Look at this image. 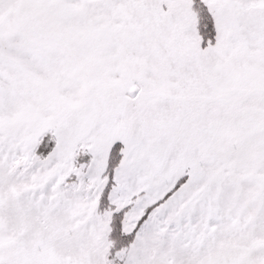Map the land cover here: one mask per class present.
Returning <instances> with one entry per match:
<instances>
[{"label": "snow or ice", "instance_id": "snow-or-ice-1", "mask_svg": "<svg viewBox=\"0 0 264 264\" xmlns=\"http://www.w3.org/2000/svg\"><path fill=\"white\" fill-rule=\"evenodd\" d=\"M0 264H264V0H0Z\"/></svg>", "mask_w": 264, "mask_h": 264}]
</instances>
